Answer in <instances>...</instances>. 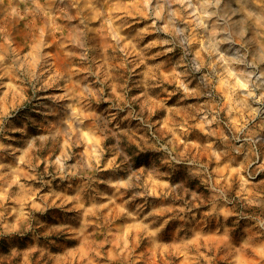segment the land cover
<instances>
[{
    "label": "rangeland",
    "instance_id": "obj_1",
    "mask_svg": "<svg viewBox=\"0 0 264 264\" xmlns=\"http://www.w3.org/2000/svg\"><path fill=\"white\" fill-rule=\"evenodd\" d=\"M0 264H264V0H0Z\"/></svg>",
    "mask_w": 264,
    "mask_h": 264
},
{
    "label": "bare ground",
    "instance_id": "obj_2",
    "mask_svg": "<svg viewBox=\"0 0 264 264\" xmlns=\"http://www.w3.org/2000/svg\"><path fill=\"white\" fill-rule=\"evenodd\" d=\"M54 135H59V133H56V134H54Z\"/></svg>",
    "mask_w": 264,
    "mask_h": 264
}]
</instances>
